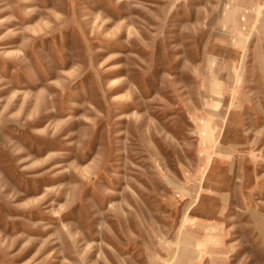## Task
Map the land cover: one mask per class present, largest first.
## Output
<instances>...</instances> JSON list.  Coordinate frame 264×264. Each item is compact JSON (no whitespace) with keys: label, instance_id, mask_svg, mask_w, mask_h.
Returning <instances> with one entry per match:
<instances>
[{"label":"rangeland","instance_id":"1","mask_svg":"<svg viewBox=\"0 0 264 264\" xmlns=\"http://www.w3.org/2000/svg\"><path fill=\"white\" fill-rule=\"evenodd\" d=\"M0 264H264V0H0Z\"/></svg>","mask_w":264,"mask_h":264},{"label":"bare ground","instance_id":"2","mask_svg":"<svg viewBox=\"0 0 264 264\" xmlns=\"http://www.w3.org/2000/svg\"><path fill=\"white\" fill-rule=\"evenodd\" d=\"M206 131H205V129L203 130V133H204V139H205V142L206 143H209L210 142V139H209V137L208 136H206V133H205ZM198 202H200L201 203V205H202V201L201 200H199ZM201 207V206H200Z\"/></svg>","mask_w":264,"mask_h":264}]
</instances>
